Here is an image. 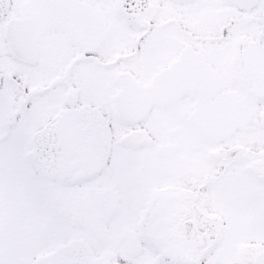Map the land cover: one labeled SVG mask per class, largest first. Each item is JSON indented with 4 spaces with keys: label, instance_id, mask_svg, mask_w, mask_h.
Here are the masks:
<instances>
[{
    "label": "snow or ice",
    "instance_id": "1",
    "mask_svg": "<svg viewBox=\"0 0 264 264\" xmlns=\"http://www.w3.org/2000/svg\"><path fill=\"white\" fill-rule=\"evenodd\" d=\"M0 264H264V0H0Z\"/></svg>",
    "mask_w": 264,
    "mask_h": 264
}]
</instances>
